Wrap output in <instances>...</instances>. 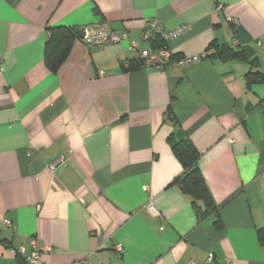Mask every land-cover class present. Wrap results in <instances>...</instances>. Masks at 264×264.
<instances>
[{
	"label": "crops",
	"instance_id": "1",
	"mask_svg": "<svg viewBox=\"0 0 264 264\" xmlns=\"http://www.w3.org/2000/svg\"><path fill=\"white\" fill-rule=\"evenodd\" d=\"M152 19L188 24L164 41L173 61L212 41L244 57L127 71L139 57L126 42L76 38L56 73L44 63L49 27L107 23L141 47ZM260 40L264 0H0V264H28L17 247L32 238L43 264H264ZM178 131L210 204L172 183Z\"/></svg>",
	"mask_w": 264,
	"mask_h": 264
},
{
	"label": "trees",
	"instance_id": "2",
	"mask_svg": "<svg viewBox=\"0 0 264 264\" xmlns=\"http://www.w3.org/2000/svg\"><path fill=\"white\" fill-rule=\"evenodd\" d=\"M76 28L67 26H54L48 28V38L44 48V63L52 73H56L60 65L66 60L73 41L80 38L75 33ZM150 45L155 48L166 47L164 42L155 37ZM177 55L172 54V59L177 58ZM219 57L226 60L231 58H243L244 54L240 51L233 49L226 45H219L216 41H212L205 53L204 58ZM254 61V60H253ZM252 61V63H253ZM142 67V61L137 59L132 61L127 71L136 70ZM259 72H249L248 76L257 77ZM252 79V78H251ZM250 79V80H251ZM166 118L174 121L177 120L172 116L171 111L168 109ZM172 152L177 158L182 167V172L174 178L173 182L178 186L180 191L191 197L192 201H203L210 204L212 199L207 185L198 167L199 152L191 142V140L182 131L174 132L168 137ZM219 224V221H216ZM259 236L264 240V231L260 230Z\"/></svg>",
	"mask_w": 264,
	"mask_h": 264
},
{
	"label": "built area",
	"instance_id": "3",
	"mask_svg": "<svg viewBox=\"0 0 264 264\" xmlns=\"http://www.w3.org/2000/svg\"><path fill=\"white\" fill-rule=\"evenodd\" d=\"M232 23H236L235 19L231 20ZM84 35L80 39L88 46H97L103 44H116V43H127V48L130 50H136L138 57L142 61L143 68L156 67L163 69L169 66L172 62L175 65H188L195 61H198L205 57V53L195 54L191 56L181 57L175 61L172 59V52L167 47L155 48L150 45L151 41L157 37L163 42L175 39L184 34L188 29V24H181L173 29H165L162 24L155 19L149 20L145 23L141 40L146 42L145 46L139 47L137 41L131 40L126 31L114 29L107 23H89L83 28ZM258 45L264 48V40H260ZM67 153H60L54 157L49 163L48 168L55 172L62 164L67 160ZM153 210L152 206H149ZM154 211V210H153ZM155 212V211H154ZM4 223L11 226V222L8 219H4ZM31 250L27 251L24 244H20L17 247L18 253L25 256L28 264H43L42 261V249L37 247L35 238L30 240ZM120 251V248H118ZM47 248H43V251ZM213 254L208 253L206 262L212 264ZM82 261L74 262L73 264H81Z\"/></svg>",
	"mask_w": 264,
	"mask_h": 264
},
{
	"label": "water",
	"instance_id": "4",
	"mask_svg": "<svg viewBox=\"0 0 264 264\" xmlns=\"http://www.w3.org/2000/svg\"><path fill=\"white\" fill-rule=\"evenodd\" d=\"M75 33H76V35L78 37H82L84 35V32H83V29L82 28L76 29Z\"/></svg>",
	"mask_w": 264,
	"mask_h": 264
}]
</instances>
